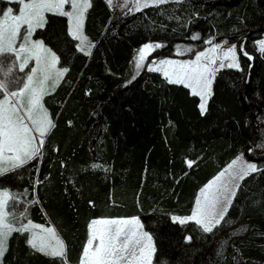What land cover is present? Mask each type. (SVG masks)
<instances>
[{"label":"trees","instance_id":"obj_1","mask_svg":"<svg viewBox=\"0 0 264 264\" xmlns=\"http://www.w3.org/2000/svg\"><path fill=\"white\" fill-rule=\"evenodd\" d=\"M89 2L82 29L95 43L89 54L77 49L65 16L48 13L35 33L68 71L43 98L55 127L42 154L0 175V187L22 191L28 217L55 228L70 264L81 257L92 219L119 217L140 218L153 238V264H264V148L257 147L264 144V55L255 46L264 35V0H170L134 14ZM209 40L236 42L238 52L243 43L253 58L239 57L242 71L215 73L203 115L200 98L160 72L144 67L132 79L145 43L164 45L150 55L158 59L183 47L191 57ZM239 154L257 170L239 182L230 223L205 233L193 221L174 222L191 214L198 191ZM29 236L13 233L0 264H58L31 249Z\"/></svg>","mask_w":264,"mask_h":264},{"label":"snow or ice","instance_id":"obj_2","mask_svg":"<svg viewBox=\"0 0 264 264\" xmlns=\"http://www.w3.org/2000/svg\"><path fill=\"white\" fill-rule=\"evenodd\" d=\"M17 2L23 4V7L17 10L18 14L13 15V9L9 8L2 12L3 19H0V174L38 159L42 154L46 135L55 127L42 104V99L50 94V88L57 86L68 69L57 70L58 59L55 53L46 48L42 41L32 40L35 29L44 26V14L57 12L68 17L72 24L69 30L73 38L81 40L82 44L87 40V37L80 34L84 13L90 6L87 0L82 4L77 0ZM127 2L128 0H124L123 6H127ZM169 2L170 0H134V7L129 9V13L134 14L144 8L159 7ZM174 2L180 3L181 0ZM106 4L111 10L112 0H106ZM65 5L69 6V10H65ZM191 38L195 40L198 36L193 35ZM207 43L211 44L212 41ZM258 45V52L264 55V40L259 41ZM162 47L164 45L160 43L148 42L137 50L133 61L132 79L145 67V62L152 52ZM221 47V44H214L210 49L196 53L195 58L188 61L153 60L147 64V71H160L168 83L189 88L191 95L200 97L199 108L203 115L207 110L215 73L224 68L242 71L239 57L242 55L249 60L253 58L245 50L243 43L239 45V52L238 46L232 44L221 55ZM81 51L84 49L81 48ZM30 62H34L33 66H30ZM21 73L23 75H20ZM257 147L264 148V145ZM251 151L252 149H249V152ZM188 166L191 167V162ZM91 167L97 168L100 165L93 164ZM256 170L254 163L242 162V154L237 156L228 169L220 172L201 190L191 215L183 218L173 217V221L181 224L194 221L205 233H213L215 228L230 223L225 217L235 196V190L230 189L227 183L221 189L217 186V181L226 173L231 180H243L250 172ZM22 203L17 199V194L0 190V258L7 252V242L13 233H31L26 241L31 249L58 260V264H70L67 260L66 244L56 230L53 227L45 228L34 224L28 217L26 206L17 212L16 209ZM28 203L36 204L39 201L34 199ZM9 209L12 210L11 214ZM141 228L142 225L136 218L92 219L88 225V238L82 245V254L76 264H151L154 252L152 237L147 232L139 231ZM36 229L39 232L35 231ZM187 239L191 240V237ZM216 255L221 253L217 251Z\"/></svg>","mask_w":264,"mask_h":264},{"label":"rangeland","instance_id":"obj_3","mask_svg":"<svg viewBox=\"0 0 264 264\" xmlns=\"http://www.w3.org/2000/svg\"><path fill=\"white\" fill-rule=\"evenodd\" d=\"M25 2H27V0H25ZM77 2L78 3H84V0H77ZM87 3L90 5V2H89V0H87ZM123 4H124V0H112V4H111V8H113V9H117L118 11H120L121 13H129V9H131V8H133L134 7V0H128V2H127V6H123ZM23 7V4L22 3H18L17 2V0H0V19H3V16H2V12L3 11H6L7 9H9V8H11V9H13V15H17L18 14V9L19 8H22ZM88 9V8H87ZM87 9H86V11H87ZM65 10H69V6L68 5H65ZM86 11H85V13H84V18H83V24H84V21H85V14H86ZM48 13H52V14H58L57 12H47V13H45L44 14V17H45V22H46V18H47V14ZM66 17V16H65ZM67 18V21H68V32H69V34H70V36L73 38V36L71 35V32H70V28L72 27V24H71V22H70V20H69V18L68 17H66ZM45 22H44V24H45ZM83 24H82V28H81V32H80V34H81V36L82 37H87L85 34H84V32H83ZM37 29H39V28H36L35 29V31H34V33H33V36H32V40L33 41H35V40H40V41H42L43 42V40L41 39V38H39V37H36L35 36V33H36V31H37ZM22 31H23V29H22ZM74 40H75V44H76V47H77V49H79V50H81V48H83L86 52H90L91 51V49L93 48V46L92 45H94L95 43L92 41V40H89V38L87 37V40L86 41H84V43L82 44L81 43V40H78V39H75V38H73ZM261 40H264V35L260 38V39H258L256 42H255V46H256V48H257V50H258V42L259 41H261ZM223 41H225V40H222V41H219V42H217V43H212V44H210L209 46H207L205 49H203V50H201V51H206V50H208V49H210L214 44H221L222 45V47H221V49L219 50L220 51V53H221V55H222V53H223V51H225L227 48H229V47H231V45L232 44H236L237 45V43L236 42H230V41H228V43H226V44H224L223 43ZM43 44H44V46L46 47V48H48V49H50L53 53H55L48 45H46L44 42H43ZM188 48H186V47H183L182 49L181 48H179V49H177V54L175 55V56H172V57H164V58H158V59H156V58H150V56L147 58V61L145 62V68H147V64L148 63H150L151 61H153V60H156V61H159V60H162V59H172V60H175V61H188V60H193L194 58H195V54L196 53H198V52H196L194 55H192L191 57H189V56H187V54H185V53H187L188 52ZM237 50H238V48H237ZM201 51H199V52H201ZM178 53H183V54H178ZM55 55H56V57H57V59H58V56H57V54L55 53ZM137 56V52H136V54H135V56L134 57H136ZM133 61H134V58H133ZM228 61H225V63H227ZM33 64H34V62H30V66H33ZM218 64H219V61H217V66H218ZM134 65V64H133ZM56 69L57 70H62V69H64L62 66H60V64H59V59H58V63L56 64ZM28 69H25V71H27ZM158 72H160V71H158ZM161 74H163L162 72H160ZM20 75H23V73H21ZM164 76V75H163ZM60 82V81H59ZM58 82V83H59ZM58 85V84H57ZM54 89H51L50 88V93L53 91ZM191 91V90H190ZM46 96V95H45ZM44 96V97H45ZM43 97V98H44ZM42 104H43V106H44V108H45V110L47 111V113H48V116L51 118V116H50V112H49V110H47V108L45 107V105H44V102H43V99H42ZM53 123H54V121H53ZM264 145V144H263ZM238 156H241V154H239ZM39 158V157H38ZM236 158V157H235ZM234 158V159H235ZM233 159V160H234ZM232 160V161H233ZM231 161V162H232ZM231 162L228 164V165H226L225 166V168H223L220 172H223V171H225L226 169H228V166L231 164ZM242 162H247V163H254L255 165H256V167H257V164L255 163V162H253V161H248V160H246L245 159V157L243 156V154H242ZM17 169V168H16ZM219 172V173H220ZM219 173H217L210 181H213L214 180V178L215 177H217L218 175H219ZM251 173V172H250ZM4 174V173H3ZM0 175H2V174H0ZM209 181V182H210ZM241 180H231V177L226 173L225 174V176L224 177H222L221 178V180L220 181H217V186L218 187H221V189H222V186L225 184V183H227L228 184V187L230 188V189H234L235 190V192H236V189H237V187H236V185L237 184H239V182H240ZM208 182V183H209ZM207 183V184H208ZM207 184H205V185H207ZM205 185L198 191V194H197V196H196V199L197 198H199L200 197V194H201V190L205 187ZM0 190H8V189H4V188H1L0 187ZM215 190V189H214ZM9 191V190H8ZM10 193H13V194H17V199L18 200H20V201H22L23 203L21 204V206L20 207H18L17 209H16V211L17 212H19V211H22L23 210V207H25L26 206V204H27V201L25 200V198L23 197V193H22V191H9ZM229 195H230V193H229ZM233 199V198H232ZM196 201V200H195ZM194 207H195V203H194V206H193V209H194ZM192 209V210H193ZM9 211V213L11 214V209H9L8 210ZM191 215V214H190ZM189 216V215H188ZM173 217H180V216H172V218ZM183 217H187V216H181L180 218H183ZM119 218H126V217H119ZM127 218H136V219H138L139 221H140V224L142 225V222H141V220H140V218L139 217H127ZM96 219H98V218H96ZM173 220V219H172ZM194 222V221H193ZM34 224H36V223H34ZM38 225H42V226H44L45 228L46 227H53L52 225H44V224H38ZM89 225V224H88ZM199 226V225H198ZM200 227V226H199ZM54 228V227H53ZM201 228V227H200ZM55 229V228H54ZM202 229V228H201ZM35 231H37V232H39V230L38 229H36ZM139 231H141V232H147V231H145L144 229H143V226H142V228L139 230ZM57 232V231H56ZM150 236H151V234L149 233V232H147ZM30 234V236H31V233H29ZM58 234V233H57ZM59 235V234H58ZM30 236H29V238H30ZM59 237H60V235H59ZM152 237V236H151ZM61 238V237H60ZM152 245H153V248H154V243H153V238H152Z\"/></svg>","mask_w":264,"mask_h":264},{"label":"crops","instance_id":"obj_4","mask_svg":"<svg viewBox=\"0 0 264 264\" xmlns=\"http://www.w3.org/2000/svg\"><path fill=\"white\" fill-rule=\"evenodd\" d=\"M200 98V97H199ZM200 103H201V100H200ZM154 253V252H153ZM153 253H152V256H151V264H153V260H152V258H153Z\"/></svg>","mask_w":264,"mask_h":264}]
</instances>
